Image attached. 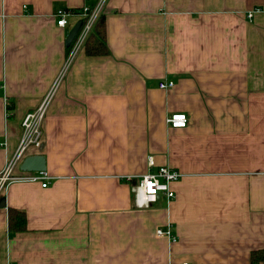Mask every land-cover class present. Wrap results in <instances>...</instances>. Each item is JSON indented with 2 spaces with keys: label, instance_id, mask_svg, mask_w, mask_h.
<instances>
[{
  "label": "crops",
  "instance_id": "obj_1",
  "mask_svg": "<svg viewBox=\"0 0 264 264\" xmlns=\"http://www.w3.org/2000/svg\"><path fill=\"white\" fill-rule=\"evenodd\" d=\"M93 1L0 0V176ZM102 17L109 53L79 52L26 152L48 178L1 192L0 264H264V0H107ZM150 155L182 176L174 199L138 207Z\"/></svg>",
  "mask_w": 264,
  "mask_h": 264
},
{
  "label": "built area",
  "instance_id": "obj_2",
  "mask_svg": "<svg viewBox=\"0 0 264 264\" xmlns=\"http://www.w3.org/2000/svg\"><path fill=\"white\" fill-rule=\"evenodd\" d=\"M106 2L107 0H97L94 6L86 4L82 8L83 24L70 46L62 71L49 91L43 96L39 105L28 111L23 118L21 140L15 153L7 162L3 174L0 176V195H2L1 192L6 188L9 181L18 179L43 180L48 178L46 171L29 172V175L24 176H15L13 171L25 159L26 152L30 147H39L42 145L44 136L43 125L55 93L65 76L67 68L79 52L84 49L88 37L94 31L96 23L103 13ZM257 11H259V9ZM71 12L72 10L64 8L58 9L56 12L58 25H66V17ZM253 13L254 12H249L248 17H252ZM174 86L175 82L171 80L162 81L160 83L162 89H170ZM166 122L171 128H185L188 126L190 119L184 112H175L167 116ZM0 146H4V144L0 143ZM181 176L182 173L177 168L170 165L156 166L155 157L150 155L148 157V170L139 177L138 184L134 189L135 204L138 207H149L158 202L161 195H165L168 201L174 199L176 194L171 185L179 180ZM132 178L133 176H127V180L129 181H131ZM47 184V182H44L43 186H47ZM150 185L151 187H149ZM156 233L158 236L172 237L173 240L177 239L169 226L167 228L157 229ZM184 264H188V262Z\"/></svg>",
  "mask_w": 264,
  "mask_h": 264
},
{
  "label": "trees",
  "instance_id": "obj_3",
  "mask_svg": "<svg viewBox=\"0 0 264 264\" xmlns=\"http://www.w3.org/2000/svg\"><path fill=\"white\" fill-rule=\"evenodd\" d=\"M88 2L90 0H87ZM97 0L92 3H88L91 6L96 4ZM74 11V10H72ZM85 50L91 55H104L109 53V49L106 43V32H105V20L102 15L98 19L94 31L88 37ZM70 49V46L69 48ZM27 228V216L24 210L10 208L9 209V229L10 231H22ZM264 259V256L262 257ZM252 261L254 264H258L254 254H252Z\"/></svg>",
  "mask_w": 264,
  "mask_h": 264
},
{
  "label": "water",
  "instance_id": "obj_4",
  "mask_svg": "<svg viewBox=\"0 0 264 264\" xmlns=\"http://www.w3.org/2000/svg\"><path fill=\"white\" fill-rule=\"evenodd\" d=\"M82 24H83V20H80L69 32L66 39V45L68 47L71 46ZM21 169L25 172L46 171V158L44 155H38V154L27 156L25 157V159L21 164ZM5 206H6V198L3 197L0 200V207H5Z\"/></svg>",
  "mask_w": 264,
  "mask_h": 264
},
{
  "label": "snow or ice",
  "instance_id": "obj_5",
  "mask_svg": "<svg viewBox=\"0 0 264 264\" xmlns=\"http://www.w3.org/2000/svg\"><path fill=\"white\" fill-rule=\"evenodd\" d=\"M149 187H151V185Z\"/></svg>",
  "mask_w": 264,
  "mask_h": 264
},
{
  "label": "rangeland",
  "instance_id": "obj_6",
  "mask_svg": "<svg viewBox=\"0 0 264 264\" xmlns=\"http://www.w3.org/2000/svg\"><path fill=\"white\" fill-rule=\"evenodd\" d=\"M105 8V7H104ZM104 11V10H103Z\"/></svg>",
  "mask_w": 264,
  "mask_h": 264
}]
</instances>
